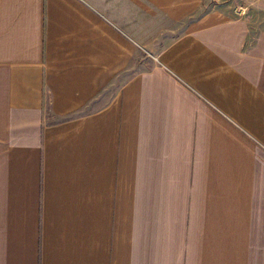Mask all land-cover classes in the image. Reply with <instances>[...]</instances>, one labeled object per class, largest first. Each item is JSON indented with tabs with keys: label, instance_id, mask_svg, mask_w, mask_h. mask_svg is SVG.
I'll list each match as a JSON object with an SVG mask.
<instances>
[{
	"label": "crops",
	"instance_id": "crops-1",
	"mask_svg": "<svg viewBox=\"0 0 264 264\" xmlns=\"http://www.w3.org/2000/svg\"><path fill=\"white\" fill-rule=\"evenodd\" d=\"M217 1L0 0V264H264V28Z\"/></svg>",
	"mask_w": 264,
	"mask_h": 264
},
{
	"label": "rangeland",
	"instance_id": "rangeland-1",
	"mask_svg": "<svg viewBox=\"0 0 264 264\" xmlns=\"http://www.w3.org/2000/svg\"><path fill=\"white\" fill-rule=\"evenodd\" d=\"M214 2L215 0H211V2ZM242 0H218V4L220 7L226 8V10H232L234 13V9L238 7L237 14H242L241 11H243V8L245 13H248L249 18L253 24V26L264 28V0H246L247 8L245 4H241ZM210 7V6H208ZM247 9V10H246ZM239 12V13H238ZM252 36H254V33L252 32ZM142 58L146 60V58H152L154 55L153 52H142ZM144 66L140 64L139 70L143 69Z\"/></svg>",
	"mask_w": 264,
	"mask_h": 264
}]
</instances>
